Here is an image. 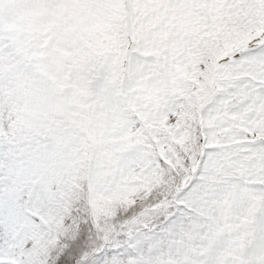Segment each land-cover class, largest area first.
I'll list each match as a JSON object with an SVG mask.
<instances>
[{
  "label": "snow or ice",
  "instance_id": "obj_1",
  "mask_svg": "<svg viewBox=\"0 0 264 264\" xmlns=\"http://www.w3.org/2000/svg\"><path fill=\"white\" fill-rule=\"evenodd\" d=\"M0 264H264V0H0Z\"/></svg>",
  "mask_w": 264,
  "mask_h": 264
}]
</instances>
